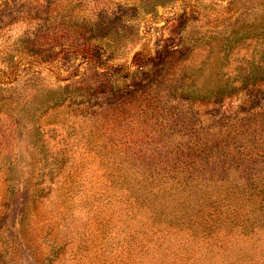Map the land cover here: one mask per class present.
I'll return each mask as SVG.
<instances>
[{
    "label": "rangeland",
    "instance_id": "rangeland-1",
    "mask_svg": "<svg viewBox=\"0 0 264 264\" xmlns=\"http://www.w3.org/2000/svg\"><path fill=\"white\" fill-rule=\"evenodd\" d=\"M0 264H264V0H0Z\"/></svg>",
    "mask_w": 264,
    "mask_h": 264
}]
</instances>
